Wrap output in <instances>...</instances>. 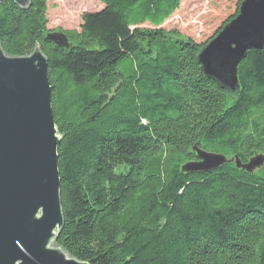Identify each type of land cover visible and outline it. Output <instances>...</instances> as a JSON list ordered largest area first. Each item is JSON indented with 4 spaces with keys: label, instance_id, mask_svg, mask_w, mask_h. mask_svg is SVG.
<instances>
[{
    "label": "trees",
    "instance_id": "trees-1",
    "mask_svg": "<svg viewBox=\"0 0 264 264\" xmlns=\"http://www.w3.org/2000/svg\"><path fill=\"white\" fill-rule=\"evenodd\" d=\"M183 0H100L78 29H48V0L0 3L10 57L47 60L64 225L88 264H264V165L185 173L195 149L264 157V52H247L232 97L206 78L202 42L167 31ZM62 34L66 47L48 40Z\"/></svg>",
    "mask_w": 264,
    "mask_h": 264
},
{
    "label": "water",
    "instance_id": "water-1",
    "mask_svg": "<svg viewBox=\"0 0 264 264\" xmlns=\"http://www.w3.org/2000/svg\"><path fill=\"white\" fill-rule=\"evenodd\" d=\"M5 0H0L2 4ZM26 9L30 0H13ZM48 40L66 47L62 34ZM264 52V0H243L238 14L198 54L203 75L232 97L239 91L237 67L247 52ZM47 60L39 47L10 57L0 43V264H88L71 257L56 240L63 228L57 148ZM185 173H207L233 162L253 173L264 165L257 155L235 158L195 149Z\"/></svg>",
    "mask_w": 264,
    "mask_h": 264
},
{
    "label": "rangeland",
    "instance_id": "rangeland-1",
    "mask_svg": "<svg viewBox=\"0 0 264 264\" xmlns=\"http://www.w3.org/2000/svg\"><path fill=\"white\" fill-rule=\"evenodd\" d=\"M236 4L237 0H183L163 27L202 42L234 14ZM102 8L100 0H48L47 27L55 32L78 29L83 13H96Z\"/></svg>",
    "mask_w": 264,
    "mask_h": 264
},
{
    "label": "bare ground",
    "instance_id": "bare-ground-1",
    "mask_svg": "<svg viewBox=\"0 0 264 264\" xmlns=\"http://www.w3.org/2000/svg\"><path fill=\"white\" fill-rule=\"evenodd\" d=\"M261 168V167H260Z\"/></svg>",
    "mask_w": 264,
    "mask_h": 264
}]
</instances>
